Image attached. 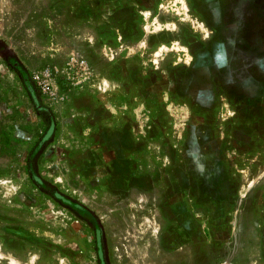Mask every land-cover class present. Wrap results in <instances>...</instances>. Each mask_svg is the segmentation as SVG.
<instances>
[{
  "label": "rangeland",
  "instance_id": "obj_1",
  "mask_svg": "<svg viewBox=\"0 0 264 264\" xmlns=\"http://www.w3.org/2000/svg\"><path fill=\"white\" fill-rule=\"evenodd\" d=\"M0 42V264H264V0H0Z\"/></svg>",
  "mask_w": 264,
  "mask_h": 264
},
{
  "label": "water",
  "instance_id": "obj_2",
  "mask_svg": "<svg viewBox=\"0 0 264 264\" xmlns=\"http://www.w3.org/2000/svg\"><path fill=\"white\" fill-rule=\"evenodd\" d=\"M240 1H242V3H245V2H246V0H240ZM0 49H1L4 53H6L7 55L9 54V49H8V47H7L5 44L1 43V42H0ZM245 77H246V76H245ZM246 78H247V77H246ZM243 81L246 82V80H243Z\"/></svg>",
  "mask_w": 264,
  "mask_h": 264
},
{
  "label": "bare ground",
  "instance_id": "obj_3",
  "mask_svg": "<svg viewBox=\"0 0 264 264\" xmlns=\"http://www.w3.org/2000/svg\"><path fill=\"white\" fill-rule=\"evenodd\" d=\"M12 261H13L14 263H16V264L18 263L17 260H16L15 258H12Z\"/></svg>",
  "mask_w": 264,
  "mask_h": 264
},
{
  "label": "flooded vegetation",
  "instance_id": "obj_4",
  "mask_svg": "<svg viewBox=\"0 0 264 264\" xmlns=\"http://www.w3.org/2000/svg\"><path fill=\"white\" fill-rule=\"evenodd\" d=\"M58 196V195H57Z\"/></svg>",
  "mask_w": 264,
  "mask_h": 264
}]
</instances>
